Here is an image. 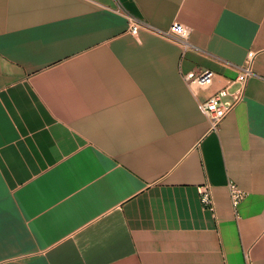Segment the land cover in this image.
I'll return each mask as SVG.
<instances>
[{"label": "crops", "instance_id": "0c3cea01", "mask_svg": "<svg viewBox=\"0 0 264 264\" xmlns=\"http://www.w3.org/2000/svg\"><path fill=\"white\" fill-rule=\"evenodd\" d=\"M0 264H264V0H0Z\"/></svg>", "mask_w": 264, "mask_h": 264}, {"label": "built area", "instance_id": "2783aa9c", "mask_svg": "<svg viewBox=\"0 0 264 264\" xmlns=\"http://www.w3.org/2000/svg\"><path fill=\"white\" fill-rule=\"evenodd\" d=\"M143 23L136 17H130V33L137 36L143 28ZM160 35L175 40L185 49L190 47L189 39L193 32L191 26L174 23L169 30L155 31ZM255 54L249 53L246 64L239 68V74L228 87H225L213 95L208 100L199 104L201 112L207 117L210 123V132H218L224 120L237 108L244 100L247 81L254 76L252 63ZM189 88L196 93L198 90L210 88L214 83L215 73L206 70L201 74L189 73L185 77ZM232 86H237L232 90ZM232 207L237 214L241 204L247 198L248 193L242 190L236 183L231 182L228 186ZM200 201L204 208L214 210L215 200L213 188L210 184H204L199 187Z\"/></svg>", "mask_w": 264, "mask_h": 264}]
</instances>
